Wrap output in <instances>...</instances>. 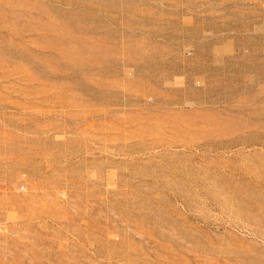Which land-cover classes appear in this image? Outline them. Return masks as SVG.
<instances>
[{
	"label": "rangeland",
	"instance_id": "obj_1",
	"mask_svg": "<svg viewBox=\"0 0 264 264\" xmlns=\"http://www.w3.org/2000/svg\"><path fill=\"white\" fill-rule=\"evenodd\" d=\"M0 264H264V0H0Z\"/></svg>",
	"mask_w": 264,
	"mask_h": 264
}]
</instances>
